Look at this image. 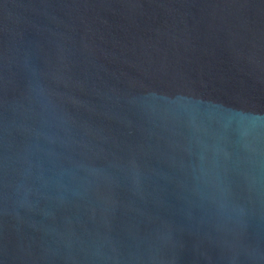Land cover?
I'll list each match as a JSON object with an SVG mask.
<instances>
[{
    "label": "water",
    "instance_id": "water-1",
    "mask_svg": "<svg viewBox=\"0 0 264 264\" xmlns=\"http://www.w3.org/2000/svg\"><path fill=\"white\" fill-rule=\"evenodd\" d=\"M0 264H264V0H0Z\"/></svg>",
    "mask_w": 264,
    "mask_h": 264
}]
</instances>
